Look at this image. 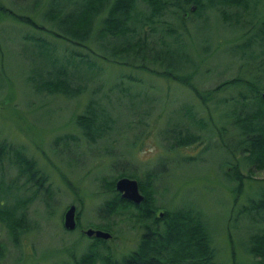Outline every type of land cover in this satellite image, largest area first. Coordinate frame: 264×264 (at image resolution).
Returning <instances> with one entry per match:
<instances>
[{
  "label": "rangeland",
  "instance_id": "374dc122",
  "mask_svg": "<svg viewBox=\"0 0 264 264\" xmlns=\"http://www.w3.org/2000/svg\"><path fill=\"white\" fill-rule=\"evenodd\" d=\"M47 3L0 0L2 7L27 15L40 27L19 24L0 12V140L19 146L49 187L48 194L42 189L36 191L13 164L1 161L3 203L12 206L29 195L32 199L21 209L29 230L22 232L16 243L0 224V264H73L72 259L89 245L95 246L94 251L102 258L109 255L116 261L125 257L136 248L143 228L128 210L111 214L101 209L111 196L103 181L126 177L132 171L139 179L147 172L154 175L153 196L159 210L184 207L199 212L217 264H252L244 246L251 232L264 228V214L241 211L250 198L264 192V170L251 168L242 153L233 150L238 135L228 119L232 114L228 109L236 105L239 92L248 94L246 87H224L201 104L174 80L116 65L55 38L49 34L53 30L51 20L43 13ZM144 6L137 0L135 12H145ZM262 13L264 4L259 0L252 11L239 13L238 24L251 23ZM198 14L201 17H184L183 25L169 12L161 18L181 33L171 47L195 65L191 80L202 92L225 78L244 76L249 66L234 48L241 46V34L252 33L253 27L234 24L228 29L208 5ZM160 38L166 45L170 42L169 36L162 34ZM35 43L45 51L51 74L64 70L73 84L80 86L75 97L36 93L31 87L30 78L49 71L44 67L46 57L37 55ZM88 45L92 47V43ZM206 48L208 51L201 52ZM82 53L88 54V61L78 63L76 54ZM176 57L172 52L164 59L175 68L186 66ZM91 101L103 109L101 114L109 127L102 138L87 142L74 120ZM176 131L181 136L195 134L199 139L173 146ZM232 167L247 177L241 180L237 196L232 192L235 182L225 175ZM71 204L75 207V226L69 231L61 219ZM87 228L106 231L110 237L101 240L85 236L83 230Z\"/></svg>",
  "mask_w": 264,
  "mask_h": 264
},
{
  "label": "trees",
  "instance_id": "16d2710c",
  "mask_svg": "<svg viewBox=\"0 0 264 264\" xmlns=\"http://www.w3.org/2000/svg\"><path fill=\"white\" fill-rule=\"evenodd\" d=\"M136 1L47 0L43 13L51 20L49 22L53 30H49V34L55 38L64 40L72 46L82 47L93 56L114 62L116 65L134 67L167 80H174L179 85L185 86L201 104L212 98L214 93L222 91L224 87H246L248 94L239 92L237 99H234L236 105L228 109L232 113L228 119L238 135L232 146L233 150L242 153L244 160L251 168L264 170V101L260 97L261 92L264 91V13L257 16L253 23L246 21L241 22V25L238 24L239 13L252 11L255 2L259 0L252 2L251 0H139L145 5V12H135ZM261 2L264 4V0ZM204 4L216 10L217 21L228 29L237 24L240 28L252 26L253 31L241 34L242 44L240 43L241 46L237 44L238 47L234 48L241 59L245 58L243 63L249 66L247 71H243L244 76L237 74L233 78H225L210 89L200 92L191 80L195 65L191 61L188 62L183 52L171 47L178 42L181 33L177 34L161 17L169 12L171 16L178 19L180 25H183L184 17L187 15L201 17V13L198 14V12L205 6ZM191 6L194 9H190ZM0 12L7 14L19 24L40 29L39 25L32 22L25 14L19 15L1 5ZM157 24L160 31L155 27ZM143 27L147 30L145 31ZM157 32L159 36L154 35ZM162 34L170 38L167 45L161 41ZM89 42L92 43L93 48L88 45ZM33 45L38 50L37 55L42 53L41 57H46L47 62L44 63V67L49 68V71L45 70L43 76L41 73L36 74L38 80L30 78L31 87L36 93L56 94L64 98L75 97L80 91V86L73 84L64 70L58 69L51 74L53 70L45 51L40 45L36 43ZM206 51H208L207 48L201 50V52ZM172 52H176V59L183 60L185 64L187 63L186 66L175 68L167 64L164 58ZM76 55L79 56L78 63L88 61L87 53ZM148 64L151 66L149 67ZM249 70L253 71V74L245 76L250 73ZM258 85L261 87L258 88ZM93 102L89 103L90 106L84 113L77 114L74 120L75 127L80 130L87 142L102 138L109 127V122L104 121V116L101 114L103 109L99 104L93 105ZM226 103L229 104L228 101ZM175 134L173 146L193 144L199 139L197 135L188 132L183 133L182 136L177 131ZM2 160L13 164L19 175H25L26 184L32 185L36 191L42 189L49 193L44 176L36 170L33 160L24 156L19 146L0 140V164ZM232 169L231 173L224 172V174L229 181L235 182L232 192L237 196L242 186L241 180L247 177L233 167ZM134 174L132 171L126 177L136 181V187L143 199L134 205L130 201L122 200L119 192L113 188L117 178H112L111 181H103L111 192V196L107 198L101 209L111 214L124 212V210L130 211V217L138 221L143 228L136 248L115 261L109 255L100 257L94 251L95 246L89 245L82 255L72 259V263L96 264L98 261L102 264H217L213 256L214 248L210 245V235L208 236L209 233L199 212L190 208L184 209V207H178L175 210L167 208L159 210L153 196L154 175L147 172L143 174V179H139ZM31 199L32 196L29 195V197L18 199L14 205L10 206L3 203L4 199L0 196V224L6 228V234L12 242L16 243L21 233L29 230L22 211L25 209L24 205ZM234 201H236L235 197L232 202ZM20 211L22 214L19 213ZM241 212L258 214V216L264 214V192L258 197L250 198L248 206H244ZM244 250L252 259V264H264V228L251 232Z\"/></svg>",
  "mask_w": 264,
  "mask_h": 264
},
{
  "label": "water",
  "instance_id": "95a60500",
  "mask_svg": "<svg viewBox=\"0 0 264 264\" xmlns=\"http://www.w3.org/2000/svg\"><path fill=\"white\" fill-rule=\"evenodd\" d=\"M260 97L264 101V91L261 92ZM136 184L137 183L134 179L130 180V178L127 177H119L118 179H116L113 188L115 189V191L119 192V197L122 200L124 199L130 201L134 205L138 204L143 199V197H141V194L138 192ZM74 208V205L71 204L69 207L64 209L63 219H61L63 227L69 231H71L75 226V221H73L75 213ZM83 233L88 237H96L100 238L101 240L110 237V234L108 232H102V230L98 229L90 230V228H87L83 230Z\"/></svg>",
  "mask_w": 264,
  "mask_h": 264
}]
</instances>
